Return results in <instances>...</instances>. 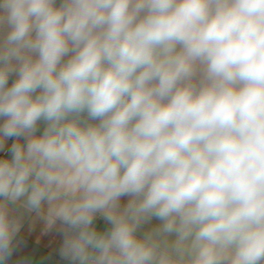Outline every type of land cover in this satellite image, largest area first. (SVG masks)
I'll use <instances>...</instances> for the list:
<instances>
[{
	"label": "clouds",
	"instance_id": "1",
	"mask_svg": "<svg viewBox=\"0 0 264 264\" xmlns=\"http://www.w3.org/2000/svg\"><path fill=\"white\" fill-rule=\"evenodd\" d=\"M57 3L0 0V264L17 207L69 264H264V0Z\"/></svg>",
	"mask_w": 264,
	"mask_h": 264
},
{
	"label": "crops",
	"instance_id": "2",
	"mask_svg": "<svg viewBox=\"0 0 264 264\" xmlns=\"http://www.w3.org/2000/svg\"><path fill=\"white\" fill-rule=\"evenodd\" d=\"M58 6V3H57ZM13 82L16 80V75L10 76ZM2 122V121H0ZM44 123L39 125V131L37 135L41 134L44 128ZM7 140L4 150L0 151V158H10V152L8 149L14 142ZM21 142L23 139L21 138ZM129 197H122V206L127 203ZM14 215L21 217L22 227L18 234L16 241L14 242V251L12 256L8 259L7 264H64L69 263L67 260L61 258L58 254V250L62 245L63 237L56 230L59 227V222L56 228L52 230L47 229V225L43 219L37 217L35 213H28L22 208L17 207ZM160 222L153 218L149 224H145L138 231L137 235L142 236L144 232L148 231L152 226L159 224ZM97 230L103 231L107 228L106 222L102 217H97L94 221Z\"/></svg>",
	"mask_w": 264,
	"mask_h": 264
},
{
	"label": "trees",
	"instance_id": "3",
	"mask_svg": "<svg viewBox=\"0 0 264 264\" xmlns=\"http://www.w3.org/2000/svg\"><path fill=\"white\" fill-rule=\"evenodd\" d=\"M58 4H59V0H58ZM12 83H13V80L9 77L8 86L10 87ZM64 264H69V263H64Z\"/></svg>",
	"mask_w": 264,
	"mask_h": 264
}]
</instances>
